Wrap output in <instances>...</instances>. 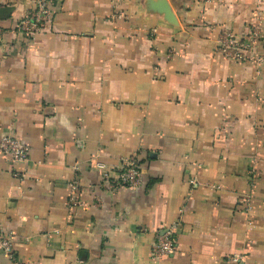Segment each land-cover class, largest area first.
I'll return each mask as SVG.
<instances>
[{"label": "crops", "instance_id": "1", "mask_svg": "<svg viewBox=\"0 0 264 264\" xmlns=\"http://www.w3.org/2000/svg\"><path fill=\"white\" fill-rule=\"evenodd\" d=\"M48 2L28 38L36 0H0V139L31 147L0 151V264H264V0H168L176 23L159 0ZM259 18L253 51H219ZM125 157L141 184L106 190L96 163ZM171 226L174 253L154 257Z\"/></svg>", "mask_w": 264, "mask_h": 264}, {"label": "built area", "instance_id": "2", "mask_svg": "<svg viewBox=\"0 0 264 264\" xmlns=\"http://www.w3.org/2000/svg\"><path fill=\"white\" fill-rule=\"evenodd\" d=\"M53 10L48 0H36V8L25 15L18 23L17 29L30 38L35 33L41 31L47 22L51 20ZM262 21L259 18L258 22L252 25L249 32L242 38L233 36L229 31L222 29L219 34L216 45L220 52L224 55L238 59L242 57V53L236 48L244 47L247 50L253 51L256 43L262 34ZM258 61L264 60V55L254 53ZM0 151L5 154L12 162H23L29 158L31 147L28 143L18 139L14 135H5L0 139ZM97 168L102 173L104 188L108 191H116L127 187L135 188L141 184L142 178L139 165L134 157L122 158L116 166L108 167L106 164L98 162ZM70 196L68 203L71 207L84 206L85 203L81 199V185L78 177H75L69 184ZM95 200L101 203V198L95 196ZM252 205L247 203L245 212L249 213ZM174 226V225H173ZM172 226L157 235V239L152 247L154 257H162L174 253L176 249V238ZM1 231V228H0ZM0 247L3 252L13 257L12 245L9 237L0 232ZM14 258V257H13ZM229 264H255L247 262L243 253H233L229 257Z\"/></svg>", "mask_w": 264, "mask_h": 264}, {"label": "water", "instance_id": "3", "mask_svg": "<svg viewBox=\"0 0 264 264\" xmlns=\"http://www.w3.org/2000/svg\"><path fill=\"white\" fill-rule=\"evenodd\" d=\"M157 5V9H155V11L162 13L165 17V19H167V21H169L170 23H176V17L170 7V4L168 2V0H159ZM6 11L5 7H0V13H4Z\"/></svg>", "mask_w": 264, "mask_h": 264}]
</instances>
